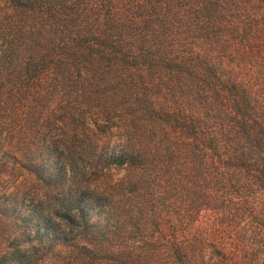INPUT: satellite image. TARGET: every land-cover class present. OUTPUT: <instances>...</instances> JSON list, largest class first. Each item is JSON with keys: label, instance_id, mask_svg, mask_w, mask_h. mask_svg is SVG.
<instances>
[{"label": "trees", "instance_id": "1", "mask_svg": "<svg viewBox=\"0 0 264 264\" xmlns=\"http://www.w3.org/2000/svg\"><path fill=\"white\" fill-rule=\"evenodd\" d=\"M0 264H264V0H0Z\"/></svg>", "mask_w": 264, "mask_h": 264}]
</instances>
